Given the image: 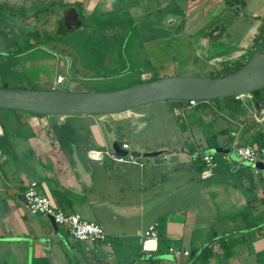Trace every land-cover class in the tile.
Here are the masks:
<instances>
[{"label": "crops", "instance_id": "0c3cea01", "mask_svg": "<svg viewBox=\"0 0 264 264\" xmlns=\"http://www.w3.org/2000/svg\"><path fill=\"white\" fill-rule=\"evenodd\" d=\"M237 99L242 102L237 111L232 110L236 103L224 98L205 102L201 110L198 102L179 106L176 101L191 111V125L197 126L187 135L154 136L143 124L126 131L119 121L144 116L132 112H6L4 121L0 115V264H259L264 169L242 160L237 147L250 145L253 130L264 132V123L253 118L258 111L251 96ZM109 115L118 124L115 132L110 123L107 135L103 123ZM218 117L224 120L212 127L218 144L211 147L203 125H213ZM70 118L88 119V129L83 124L68 127ZM224 129L228 132L219 133ZM114 140L128 144L129 153L159 154L118 161L111 156ZM210 153L222 154L212 169L202 160ZM31 183L66 212L100 223L108 240H77L64 228L56 230L48 216L32 214L25 198ZM154 223L159 239L146 248L142 234ZM210 243L216 254L204 261L202 249ZM172 246L189 255H175Z\"/></svg>", "mask_w": 264, "mask_h": 264}, {"label": "rangeland", "instance_id": "374dc122", "mask_svg": "<svg viewBox=\"0 0 264 264\" xmlns=\"http://www.w3.org/2000/svg\"><path fill=\"white\" fill-rule=\"evenodd\" d=\"M44 1L55 2L48 10L53 19L21 25L36 23L33 17L24 18L22 7L35 12ZM99 5V0H0V87L109 91L165 76H221L224 64L249 56L256 39L264 41V0H108L103 1V11ZM70 6L79 10L84 25L61 27ZM28 45L34 47L18 51ZM59 75L64 82L53 83ZM221 99L197 100L198 110L205 102ZM6 110L0 108L1 117L22 112ZM129 112L144 116L119 121L126 131L143 124L154 136L187 135L191 127L197 128L191 125V111L177 107L174 100L119 113ZM217 119L203 125L212 140V127L224 120ZM110 123L116 130L118 122L109 115ZM82 124L87 130L88 119L68 120V127ZM55 127L61 130L56 120ZM103 130L110 135L106 127Z\"/></svg>", "mask_w": 264, "mask_h": 264}, {"label": "water", "instance_id": "95a60500", "mask_svg": "<svg viewBox=\"0 0 264 264\" xmlns=\"http://www.w3.org/2000/svg\"><path fill=\"white\" fill-rule=\"evenodd\" d=\"M67 26H80L77 10L67 12ZM264 88V43L257 42L248 61L236 71L221 76H165L141 81L131 86L109 91H66L58 89H30L21 87H0V108L48 116L115 114L142 105L163 100L177 101L179 106L191 99L212 100L252 93ZM109 132L112 128L103 123ZM115 154L121 157H154L159 152L129 151L114 140L111 144ZM213 148V152H221ZM256 167L264 169L261 163ZM52 226L58 225L48 216Z\"/></svg>", "mask_w": 264, "mask_h": 264}, {"label": "built area", "instance_id": "2783aa9c", "mask_svg": "<svg viewBox=\"0 0 264 264\" xmlns=\"http://www.w3.org/2000/svg\"><path fill=\"white\" fill-rule=\"evenodd\" d=\"M56 83H63L64 77L59 75L55 79ZM197 100L191 99L188 101L190 105H196ZM254 120L257 124L264 123V107L259 112L254 113ZM1 133V130H0ZM123 148L127 149L128 144H123ZM237 151L242 160L256 163L262 161L264 164V147L259 148L257 145H240L237 147ZM113 159L118 161L125 160V157L118 156L113 153L111 155ZM202 160L206 165L212 169L217 167V161L214 154L202 155ZM25 198L27 202V208L32 214H42L45 216H52L61 228H64L69 234L80 241H107V232L104 227L95 221H89L84 219L81 215L76 213H69L62 208L56 206L52 199L47 195L40 194L36 189V183H31L27 191L25 192ZM144 247L150 248L153 243H157L159 239L158 224L154 223L150 225L142 234ZM151 246H148V245ZM170 251L177 256L189 255L187 250H179L176 247H170Z\"/></svg>", "mask_w": 264, "mask_h": 264}, {"label": "trees", "instance_id": "16d2710c", "mask_svg": "<svg viewBox=\"0 0 264 264\" xmlns=\"http://www.w3.org/2000/svg\"><path fill=\"white\" fill-rule=\"evenodd\" d=\"M54 3L55 2L52 1L49 5L52 6V5H54ZM49 8H50V6L44 4L35 12L28 13L29 8L22 7L21 12H22V15L24 16V18L33 17V16L40 17L42 14L47 12L49 10ZM11 12H12V9L10 8V15H11ZM263 31H264V27L262 29V32ZM257 42H261V39H259V38L256 39V43ZM262 43H264V41H262ZM33 47H34L33 45H28L27 47H24V49L21 48L18 51L22 52L24 50H29ZM254 47H255V45H254ZM250 56H251V53L249 54V56H247V55L242 56V57L237 58L236 60L232 61L231 63L224 64V70L225 71L222 75H226V74L231 73L233 71H236L237 69L242 67L248 61ZM249 94L252 97L253 101L255 102V104H256L255 107L257 108V111L259 112L260 109H262L264 107V88L257 90V91H254V92L249 93ZM237 97L238 96H235V97L232 96V97L224 98L225 101L234 102V104L236 103L234 106H232L233 111H237V110H239V108H241L242 102L240 100H238ZM223 132H228V130L224 129L219 133H223ZM217 135H218V133L214 134L213 140L208 138V144L211 147H217V144H218V142H217L218 136ZM250 145H257L259 148H263L264 147V132L263 131H257L256 129L253 130V132L251 134ZM214 156L216 158L215 154H214ZM216 161H217V158H216ZM160 241H161V239H160ZM211 243L202 249V256H203L204 261H209V259L216 254V251L213 249V246L211 245ZM233 244H234V242H233ZM225 253L227 255H231L232 254L231 248L228 251L225 250ZM196 257L197 256L195 255L194 258H196ZM258 260H259V264H264V252H262L260 255H258Z\"/></svg>", "mask_w": 264, "mask_h": 264}, {"label": "flooded vegetation", "instance_id": "af4514ba", "mask_svg": "<svg viewBox=\"0 0 264 264\" xmlns=\"http://www.w3.org/2000/svg\"><path fill=\"white\" fill-rule=\"evenodd\" d=\"M103 1H107L108 2V0H99V2H100V5H99V7H100V9L102 10V7H103ZM18 2H20V1H18ZM52 2V1H51ZM50 2V3H51ZM46 2L44 1V4H45ZM19 4H21V2L19 3ZM18 4V5H19ZM31 5V4H30ZM29 5V6H30ZM47 5V4H46ZM49 6V5H48ZM70 7H74L76 10H77V12H78V18L79 19H81V15H80V12H79V10L75 7V6H70ZM70 7L67 9V7L65 8V10H64V18H63V20H61L59 23H60V25H61V27H67L68 29H70L68 26H67V24H66V17H67V12H68V10L70 9ZM19 10H20V8H19ZM110 9H109V7H108V9H106V10H104V12H106V11H109ZM103 11V10H102ZM46 14V15H45ZM47 16V17H46ZM42 17H45V20H43L42 19ZM33 18L35 19V21H36V23H33V24H21V25H25V26H32V25H34V24H39L41 21H47L46 19H53V17L51 18L50 17V15L48 14V11L47 12H45L44 14H42L40 17H36V16H33ZM83 19H81V21H82ZM81 25H84V22L82 21V24ZM41 32H37L36 34H35V36H37L38 34H40ZM31 35H33V34H31ZM34 36V35H33ZM34 36V37H35ZM144 74H146V73H142V76L144 75ZM144 81H147V80H144Z\"/></svg>", "mask_w": 264, "mask_h": 264}, {"label": "bare ground", "instance_id": "6f19581e", "mask_svg": "<svg viewBox=\"0 0 264 264\" xmlns=\"http://www.w3.org/2000/svg\"><path fill=\"white\" fill-rule=\"evenodd\" d=\"M148 246H151L150 244Z\"/></svg>", "mask_w": 264, "mask_h": 264}]
</instances>
